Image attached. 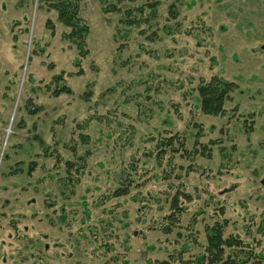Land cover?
I'll list each match as a JSON object with an SVG mask.
<instances>
[{
	"label": "rangeland",
	"instance_id": "obj_1",
	"mask_svg": "<svg viewBox=\"0 0 264 264\" xmlns=\"http://www.w3.org/2000/svg\"><path fill=\"white\" fill-rule=\"evenodd\" d=\"M146 1L83 0L81 58L56 12L0 0V264H196L216 219L264 248V0H161L153 25L121 22ZM60 74L71 94H52ZM213 75L238 85L218 116L196 99ZM200 128L209 156L171 170L158 140L193 149ZM180 189L192 200L166 233Z\"/></svg>",
	"mask_w": 264,
	"mask_h": 264
},
{
	"label": "trees",
	"instance_id": "obj_2",
	"mask_svg": "<svg viewBox=\"0 0 264 264\" xmlns=\"http://www.w3.org/2000/svg\"><path fill=\"white\" fill-rule=\"evenodd\" d=\"M83 0H38L39 8L46 7L47 11H54L57 13L59 21L68 28V31L64 33V37L74 43L79 49V56L84 58L88 54V49L85 47L86 37L89 34L90 27L87 21L81 14ZM161 0H149L141 5H136L125 10L128 19L122 18L121 22L127 24V26H139L142 23H150L153 25L154 21L158 19L157 8ZM112 11H121L116 4L112 5ZM170 13L172 17H177V10L171 8ZM188 33L190 32L187 31ZM80 65V59L76 60V66ZM78 74H82V70L78 71ZM57 85L52 90L54 96H60L61 94H71L72 89L66 83L63 74L57 75ZM238 88V85L230 80H224L218 75H213L209 79L201 78L196 88L198 106L200 110L206 115H223L226 111L225 103L231 98V93ZM28 107V106H27ZM38 109L30 108V113H36ZM247 132H251L254 128L253 125H246ZM245 127V128H246ZM202 128V127H201ZM199 129L194 135V146L190 149L187 146V139L183 135L178 133L169 135L158 140L159 152L158 156L161 159V155H166L169 151L172 152L171 156L167 160L172 167L176 168L175 157L176 154L181 152L180 156H196L198 154L209 156L211 146L216 144V141L210 140L208 144H205L203 150L199 146L203 147L201 137L203 136L202 129ZM209 145L210 149H208ZM209 150V151H208ZM7 157V156H6ZM162 163V162H161ZM69 166L72 164L69 162ZM34 163L30 166L29 173L31 174L34 169ZM133 170L136 167L131 165ZM17 173V171L12 172ZM124 178L121 181L122 187L115 191V196H124L129 193V188L135 181L133 176L127 170H123ZM135 174H138L137 172ZM192 196L180 189L170 201V213L165 215L166 223H164V230L166 233L172 232L174 226H180V216L185 210L184 202H190ZM183 199V200H182ZM199 213H201L199 211ZM66 215L62 213L58 216V219L65 220ZM195 220H193V226H195ZM229 221L226 219H216L212 224L206 226V240L204 252L196 255V264H264V248L258 249L256 244L247 242L241 237L230 233L227 234ZM189 249L188 243L183 248V252ZM154 264V263H153ZM159 264V263H158ZM160 264H168L167 261H163Z\"/></svg>",
	"mask_w": 264,
	"mask_h": 264
},
{
	"label": "flooded vegetation",
	"instance_id": "obj_3",
	"mask_svg": "<svg viewBox=\"0 0 264 264\" xmlns=\"http://www.w3.org/2000/svg\"><path fill=\"white\" fill-rule=\"evenodd\" d=\"M233 82H235V81H233ZM60 222H62V223H65V221H66V219L65 220H60V219H58ZM47 237V235H44V239ZM45 249H48V244H46L45 245Z\"/></svg>",
	"mask_w": 264,
	"mask_h": 264
}]
</instances>
